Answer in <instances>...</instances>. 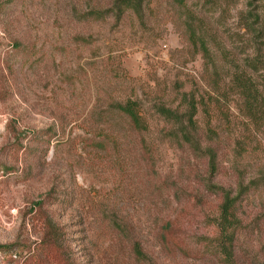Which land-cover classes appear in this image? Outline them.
<instances>
[{"label": "rangeland", "instance_id": "obj_1", "mask_svg": "<svg viewBox=\"0 0 264 264\" xmlns=\"http://www.w3.org/2000/svg\"><path fill=\"white\" fill-rule=\"evenodd\" d=\"M112 4L0 0V264H228L216 185L248 187L232 264H264V105L233 81L264 0Z\"/></svg>", "mask_w": 264, "mask_h": 264}, {"label": "trees", "instance_id": "obj_2", "mask_svg": "<svg viewBox=\"0 0 264 264\" xmlns=\"http://www.w3.org/2000/svg\"><path fill=\"white\" fill-rule=\"evenodd\" d=\"M141 1L142 0H113V4L107 8L104 13H111L117 19H119L124 11L128 8L138 11L141 8ZM95 14L101 15L103 12L100 13V11H97ZM258 32L260 33L259 38H263L264 21L261 23ZM243 64V70H241V72L235 73L233 81L235 82V86L243 97V105L247 116L251 119H255L257 117L259 108L262 109L264 105V41L260 43L258 48H256L254 55L246 56V58H244ZM248 72H260V81L255 84ZM117 108L130 118L132 124L135 127H142V118L138 113L137 103L135 101L128 100L124 104H118ZM158 109L159 112L165 116L172 117L174 115V113L169 109L163 107H159ZM208 154L210 158L209 166L211 169H213L215 154L210 150H208ZM213 188L221 194L222 198L219 205V215L216 222L220 236L218 237V240H220L218 248L220 252L225 255V261L228 264H232L233 240L235 231L239 224V220L234 213V208L237 201L248 187L241 185L238 190H232L220 185H216L213 186Z\"/></svg>", "mask_w": 264, "mask_h": 264}]
</instances>
